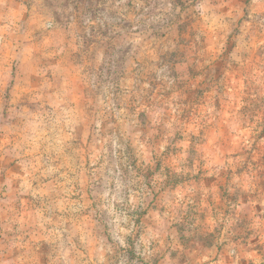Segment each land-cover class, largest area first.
<instances>
[{
  "label": "rangeland",
  "instance_id": "1",
  "mask_svg": "<svg viewBox=\"0 0 264 264\" xmlns=\"http://www.w3.org/2000/svg\"><path fill=\"white\" fill-rule=\"evenodd\" d=\"M0 264H264V0H0Z\"/></svg>",
  "mask_w": 264,
  "mask_h": 264
}]
</instances>
